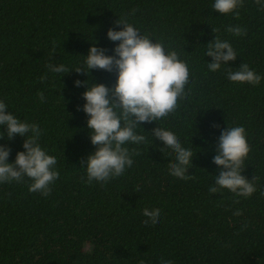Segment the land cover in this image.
Instances as JSON below:
<instances>
[{
  "label": "trees",
  "instance_id": "16d2710c",
  "mask_svg": "<svg viewBox=\"0 0 264 264\" xmlns=\"http://www.w3.org/2000/svg\"><path fill=\"white\" fill-rule=\"evenodd\" d=\"M212 2L0 0V99L21 120L39 124V142L56 157L59 173L46 196L30 192L27 178L0 183V264H159L161 257L174 264H264V9L244 0L234 16L214 11ZM118 18L174 48L189 66L190 85L174 113L137 128L146 140L126 145L131 167L107 182L86 183L81 161L95 146L78 110L85 86L73 81L114 85L115 72L85 74L82 56L90 46L113 54L118 42L106 32ZM215 36L229 41L237 57L209 72L204 48ZM49 62L69 72H48ZM241 63L261 75L259 84L227 79ZM236 125L245 128L250 148L242 174L256 186L247 198L208 190L218 174L212 157L220 131ZM155 126L191 148L187 179L170 175L172 153L158 150ZM22 142L0 140L12 150L9 162ZM145 207L161 210L158 225L144 223Z\"/></svg>",
  "mask_w": 264,
  "mask_h": 264
},
{
  "label": "clouds",
  "instance_id": "9594fccd",
  "mask_svg": "<svg viewBox=\"0 0 264 264\" xmlns=\"http://www.w3.org/2000/svg\"><path fill=\"white\" fill-rule=\"evenodd\" d=\"M244 0H213L212 9L220 14L239 15V8ZM258 10L264 9V0H254ZM117 28H109L106 38L118 42L112 49V55L106 49L90 46L82 68L72 69L77 73L88 74L92 69L115 72V83L108 87L103 83L86 84L79 79L73 81L74 87L85 86L81 94L84 103L78 107L86 115V127L89 129V141L95 150L81 161L84 167L86 183L107 182L122 175L132 166L133 159L127 144H142L146 137L137 132L142 122H156L174 113L181 101L187 97L191 73L187 63L179 58V53L166 46L162 40L151 38L127 20L118 18ZM122 25V28L119 26ZM119 29V30H117ZM234 35H241L239 26L226 29ZM209 72H217L228 62L235 61L237 53L227 40L214 37L204 48V57ZM48 72L54 74L68 73L63 63L49 62ZM231 68V67H229ZM226 77L233 83L257 85L262 77L247 63H241L235 70L226 72ZM43 79V77H42ZM41 102L45 97L37 93ZM9 105L0 99V140L23 138L22 150L15 153L9 162L11 148L7 143H0V183L20 182L25 178L31 182L30 192H39L46 196L50 185L57 179V159L49 154L39 142L41 128L39 124L21 120L8 111ZM214 127H218L214 125ZM152 136L163 145L158 150H170L172 161L169 164L170 175L187 179L189 165H192L193 152L184 147L180 138L165 127L155 126ZM246 130L242 125L227 126L220 131L215 146L212 163L218 174L214 184L209 186L210 193L226 189L231 193L247 198L256 191V186L242 174L243 162L249 153ZM147 219L146 224L156 226L161 222L162 213L158 208L141 209ZM239 215V211L236 212ZM143 264V261L140 262ZM159 264H174L171 259L161 257Z\"/></svg>",
  "mask_w": 264,
  "mask_h": 264
}]
</instances>
